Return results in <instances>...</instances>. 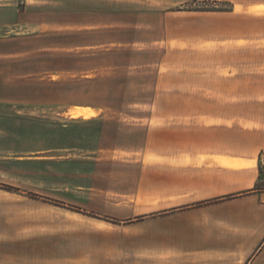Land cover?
<instances>
[{
  "label": "rangeland",
  "instance_id": "374dc122",
  "mask_svg": "<svg viewBox=\"0 0 264 264\" xmlns=\"http://www.w3.org/2000/svg\"><path fill=\"white\" fill-rule=\"evenodd\" d=\"M224 10L210 0H0V227L46 240L54 264H76L60 254L79 241L140 236L125 226L142 224L159 163L195 156L208 112L221 108L207 103L221 83L211 70ZM114 19L111 30L64 27ZM39 20L61 27L14 38L16 22Z\"/></svg>",
  "mask_w": 264,
  "mask_h": 264
},
{
  "label": "crops",
  "instance_id": "0c3cea01",
  "mask_svg": "<svg viewBox=\"0 0 264 264\" xmlns=\"http://www.w3.org/2000/svg\"><path fill=\"white\" fill-rule=\"evenodd\" d=\"M210 1L227 3L229 10L221 12V65L211 70L221 83L213 84L216 97L207 103L221 108L207 114L211 132L204 145L190 148L195 156L189 161L159 163L156 195L143 202L142 224L125 226L139 228L140 236L79 241L62 251L65 262L264 264V0ZM57 26L19 21L14 38H43ZM116 26L114 19L64 27ZM248 57L254 66L246 63ZM46 245L37 238L23 240L20 228L0 227V264H54L53 249Z\"/></svg>",
  "mask_w": 264,
  "mask_h": 264
},
{
  "label": "bare ground",
  "instance_id": "6f19581e",
  "mask_svg": "<svg viewBox=\"0 0 264 264\" xmlns=\"http://www.w3.org/2000/svg\"><path fill=\"white\" fill-rule=\"evenodd\" d=\"M70 113L72 115V117H77V116H81L85 119L90 118L92 116H95V112L88 110V109H71Z\"/></svg>",
  "mask_w": 264,
  "mask_h": 264
}]
</instances>
